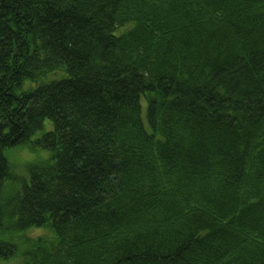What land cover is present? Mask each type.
<instances>
[{
    "label": "trees",
    "instance_id": "trees-1",
    "mask_svg": "<svg viewBox=\"0 0 264 264\" xmlns=\"http://www.w3.org/2000/svg\"><path fill=\"white\" fill-rule=\"evenodd\" d=\"M0 230L22 264H264V0H0Z\"/></svg>",
    "mask_w": 264,
    "mask_h": 264
},
{
    "label": "rangeland",
    "instance_id": "rangeland-1",
    "mask_svg": "<svg viewBox=\"0 0 264 264\" xmlns=\"http://www.w3.org/2000/svg\"><path fill=\"white\" fill-rule=\"evenodd\" d=\"M52 127V124L50 121H47L45 124V129L43 132L50 130ZM37 133L36 135H34L31 139L35 140L38 137H40V135L43 133ZM5 156L10 164V166L12 167L13 173L14 175L18 178V179H22L24 178V176L27 174V169L30 168L31 166H33L34 164H38V163H42L45 162L49 156L50 153L46 150L43 149H31L29 147H22V146H17L11 149H7L5 151ZM26 177V176H25ZM27 179V177H26ZM49 231L48 230H42V229H38V230H34L32 232H28L27 236L31 237V238H35L37 236L40 235H46ZM15 235V236H14ZM20 234H9L8 238L6 239L7 241L9 240L12 242L21 241V239L24 238L23 235L19 236ZM14 237V238H13ZM16 240V241H15ZM19 247V254L18 255H22L24 250H25V246L23 244H16ZM23 259L22 257H17V258H12L8 261H3L0 260V264H22Z\"/></svg>",
    "mask_w": 264,
    "mask_h": 264
},
{
    "label": "bare ground",
    "instance_id": "bare-ground-1",
    "mask_svg": "<svg viewBox=\"0 0 264 264\" xmlns=\"http://www.w3.org/2000/svg\"><path fill=\"white\" fill-rule=\"evenodd\" d=\"M133 26H129L125 29V31H120V32H115L114 33V36H121L124 32H130L132 30ZM66 79V73L63 72V71H57V72H54V73H50L49 75L39 79L38 81L36 82H26L22 87H21V90H19V93L17 94H22L24 92H26L27 90V87H31V88H36L37 86H40V85H47L49 83H52V82H55V81H59V80H64ZM22 92V93H20ZM148 98V96L146 95H140L138 96V100H137V104L140 105L141 108H143V110L146 108V99ZM46 124V123H45ZM52 124V122H51ZM44 128L40 131H38L37 133H41L44 131L45 129V126H43ZM149 132L151 130H148ZM47 131L43 132L40 137L46 133ZM130 141V139H126L125 143L128 144ZM22 147H29V146H22ZM30 148V147H29ZM6 151V150H5ZM4 155H5V152H4ZM6 157V156H5ZM50 157V156H49ZM48 160V159H47ZM29 169V168H28ZM28 169H27V174L25 175L27 177V179H29V175H28ZM24 176L23 179H26V177ZM30 182V180L28 181V183ZM42 230H45V229H42ZM11 235L13 234L12 231H8V232H2L0 230V241H7L6 239L9 237L8 235ZM40 236H45L46 238H49V239H53L54 238V234L52 232H48L46 235H40ZM40 236H37V237H40ZM35 237V238H37ZM9 241V240H8ZM49 246V245H48ZM15 259V258H14ZM10 260V259H9ZM4 261V260H3ZM5 261H8V260H5Z\"/></svg>",
    "mask_w": 264,
    "mask_h": 264
}]
</instances>
